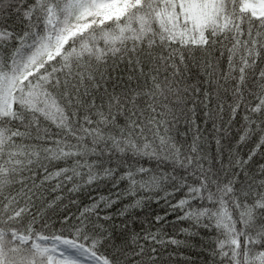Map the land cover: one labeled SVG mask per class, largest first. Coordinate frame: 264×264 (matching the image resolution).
<instances>
[{
    "label": "snow or ice",
    "instance_id": "obj_1",
    "mask_svg": "<svg viewBox=\"0 0 264 264\" xmlns=\"http://www.w3.org/2000/svg\"><path fill=\"white\" fill-rule=\"evenodd\" d=\"M0 264H264V0H0Z\"/></svg>",
    "mask_w": 264,
    "mask_h": 264
}]
</instances>
